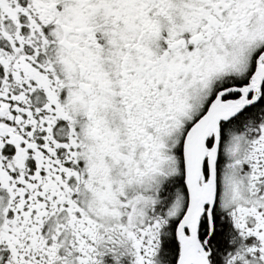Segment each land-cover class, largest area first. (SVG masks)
I'll return each mask as SVG.
<instances>
[{"label": "snow or ice", "instance_id": "snow-or-ice-1", "mask_svg": "<svg viewBox=\"0 0 264 264\" xmlns=\"http://www.w3.org/2000/svg\"><path fill=\"white\" fill-rule=\"evenodd\" d=\"M0 264H264V0H0Z\"/></svg>", "mask_w": 264, "mask_h": 264}]
</instances>
